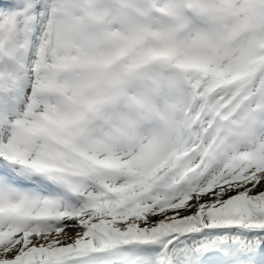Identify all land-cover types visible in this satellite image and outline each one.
Masks as SVG:
<instances>
[{
  "label": "snow or ice",
  "instance_id": "snow-or-ice-1",
  "mask_svg": "<svg viewBox=\"0 0 264 264\" xmlns=\"http://www.w3.org/2000/svg\"><path fill=\"white\" fill-rule=\"evenodd\" d=\"M0 264H264V0H0Z\"/></svg>",
  "mask_w": 264,
  "mask_h": 264
}]
</instances>
